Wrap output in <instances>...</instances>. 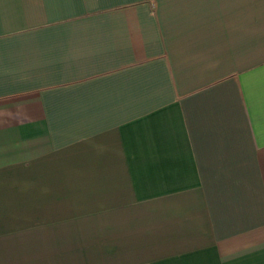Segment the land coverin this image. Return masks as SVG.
Masks as SVG:
<instances>
[{
    "label": "crops",
    "instance_id": "0c3cea01",
    "mask_svg": "<svg viewBox=\"0 0 264 264\" xmlns=\"http://www.w3.org/2000/svg\"><path fill=\"white\" fill-rule=\"evenodd\" d=\"M0 264H264V0H0Z\"/></svg>",
    "mask_w": 264,
    "mask_h": 264
}]
</instances>
